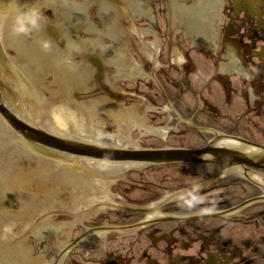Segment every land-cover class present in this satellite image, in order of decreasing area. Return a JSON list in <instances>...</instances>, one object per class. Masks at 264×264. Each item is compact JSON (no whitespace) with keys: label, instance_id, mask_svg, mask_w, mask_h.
I'll return each instance as SVG.
<instances>
[{"label":"flooded vegetation","instance_id":"flooded-vegetation-1","mask_svg":"<svg viewBox=\"0 0 264 264\" xmlns=\"http://www.w3.org/2000/svg\"><path fill=\"white\" fill-rule=\"evenodd\" d=\"M155 1L150 5L156 17L164 7ZM193 1V10L208 1L202 11L212 14L210 30L216 34L210 52L196 50L216 67L222 62L224 70L216 68L213 90L176 92L182 105L173 109L174 139L161 146L196 156L127 166L111 185L118 201L91 203L107 206L75 219L68 234L51 228L49 234L27 235L32 252L48 257L46 264H264V0ZM35 3L44 14L42 31L56 49L69 51L70 42L79 50L93 48L82 37L71 41V33L85 34L89 25L83 17L90 9L99 14L98 1L90 0L89 7L85 0ZM9 4L0 0V10ZM71 5L76 12L81 7L74 18L65 14ZM2 49L0 43V70L5 71ZM185 55L182 66H192ZM148 92L151 100L168 94ZM183 94L194 105L184 104ZM114 144L127 150L135 146L124 138ZM137 187L144 193L133 195Z\"/></svg>","mask_w":264,"mask_h":264},{"label":"water","instance_id":"water-1","mask_svg":"<svg viewBox=\"0 0 264 264\" xmlns=\"http://www.w3.org/2000/svg\"><path fill=\"white\" fill-rule=\"evenodd\" d=\"M85 1L89 7L90 0ZM93 1H98L101 23L91 22L88 13L82 21L91 27L86 26L81 36L71 33L75 37L71 41L82 37L94 45L85 52L71 49L66 50L68 54L63 48L56 49L50 34L41 27L28 35H14L9 22L0 16V43L9 59L7 76L0 71V264H42L41 260L46 264L47 256L30 251L32 241L27 242V235L49 234L54 226V233L68 234L75 219L107 206L91 203L118 201L115 188L108 185L126 167L118 161L160 164L196 156L179 148L111 149L74 138L133 139L138 146L139 136L152 134L164 140L160 133L175 128L166 125L169 119L152 124L145 115V111H165L171 103L154 105L143 94L118 84V80L136 79L145 83L164 67L156 60L157 43L147 0ZM163 3L169 54L166 63L179 68L186 60L188 46L208 51L216 46V34L209 28L212 14L201 15L208 1L196 10L190 9L193 0L191 4L187 0ZM77 8L78 12L71 5L65 14L74 18L80 14L81 7ZM200 15L210 23L208 27L199 29L203 26ZM62 35L66 33L59 32ZM67 36L69 39L70 34ZM43 41L50 42L49 49L42 47ZM106 50L112 54L100 58ZM94 63L99 66L104 88L146 102L123 105L104 94L76 99L73 92L96 89ZM102 66L115 67L111 82ZM217 67L224 70L222 62ZM6 225H12L11 232L4 231Z\"/></svg>","mask_w":264,"mask_h":264},{"label":"rangeland","instance_id":"rangeland-1","mask_svg":"<svg viewBox=\"0 0 264 264\" xmlns=\"http://www.w3.org/2000/svg\"><path fill=\"white\" fill-rule=\"evenodd\" d=\"M150 1L151 0H147L151 13V18L153 21L152 23H153V28L157 43L156 60L160 62V66H164V67L158 68L145 83L140 79H136L132 81L118 80V84L125 90H131L143 94V96L147 99V101H149L154 105H162L165 102L171 103V107L166 109L165 111H162L160 113L145 111V115L147 116V118L151 119L152 124L161 123L169 119V121L166 122V125H172L176 127L175 125L176 122L174 118L176 114L173 111V109L174 108L176 109L177 107L182 105L179 98L178 97H177L178 99L175 98L176 92L179 90L196 91V90L215 89L216 84L213 79H215L216 66L211 59H208L206 55L199 53V50H196L192 46H188L185 50V53L186 52L189 53V57H190L189 63L192 66H189L187 64H185L184 66L179 65L180 68L179 69L174 63H166L168 61L169 54H168L165 13L163 12L161 15L156 14L155 17L153 9L151 8L150 5ZM155 2L158 7H162V5L164 7V3L162 2V0H156ZM89 14H90L91 22L101 23L97 15H95L94 10L90 9ZM155 20L157 22L158 27L154 25ZM206 52H210V51L206 50ZM111 54H112V50H106L100 54V58H105L107 56H110ZM185 57L188 58L186 55ZM94 67H95L94 84L96 89L82 91V92H73V95L76 99L86 98L96 94H104L120 102L123 105H128L134 101L142 102V103L146 102L145 99H142L140 97L128 93L117 92L104 88L100 83L98 64L94 63ZM101 69L105 71L108 81L111 82L112 81L111 71H114L115 67L102 66ZM157 90L168 91L167 97L162 98L159 95L157 97H153L154 100L150 101V99L147 96H145V91L147 92L150 91L148 93V95L150 96L152 93L158 92ZM116 94H118V96L120 95L121 98H117ZM186 95L188 94H183L182 95L183 97L181 96V100L184 99L186 102L184 104L194 105L192 104L193 102L188 96L186 98L184 97ZM172 139H174V135L172 134L171 131H169L167 140H162L161 138L155 135L147 134L145 136H139L137 143L141 147L143 146L156 147V146H161L163 144H169L170 142H172ZM132 192L133 195L142 194V192L144 193L143 189L141 190L138 187L133 189ZM156 196L157 197L152 199V201H157L158 200L157 198L160 197V195L158 194Z\"/></svg>","mask_w":264,"mask_h":264},{"label":"clouds","instance_id":"clouds-1","mask_svg":"<svg viewBox=\"0 0 264 264\" xmlns=\"http://www.w3.org/2000/svg\"><path fill=\"white\" fill-rule=\"evenodd\" d=\"M42 10L36 6L35 0H10V4L4 12H0L10 24V30L14 35H28L39 30L43 18ZM49 41H43L42 47L47 50L50 47ZM73 49L77 46L70 45ZM78 50V49H77ZM4 231L11 232L12 225H6Z\"/></svg>","mask_w":264,"mask_h":264}]
</instances>
